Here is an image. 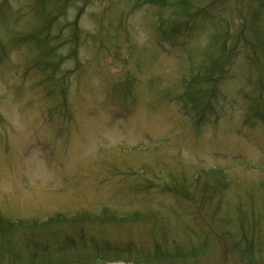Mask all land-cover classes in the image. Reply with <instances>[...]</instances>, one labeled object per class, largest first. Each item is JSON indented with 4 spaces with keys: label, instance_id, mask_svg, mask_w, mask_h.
Here are the masks:
<instances>
[{
    "label": "rangeland",
    "instance_id": "1",
    "mask_svg": "<svg viewBox=\"0 0 264 264\" xmlns=\"http://www.w3.org/2000/svg\"><path fill=\"white\" fill-rule=\"evenodd\" d=\"M1 9L2 219L124 217L90 231L129 262L90 264H264V0ZM42 25L62 35L54 65L35 71ZM16 251L0 248V264H29Z\"/></svg>",
    "mask_w": 264,
    "mask_h": 264
},
{
    "label": "trees",
    "instance_id": "2",
    "mask_svg": "<svg viewBox=\"0 0 264 264\" xmlns=\"http://www.w3.org/2000/svg\"><path fill=\"white\" fill-rule=\"evenodd\" d=\"M51 1L56 6L63 8L62 15L65 14L66 9L72 3V0ZM0 11L2 12V9ZM69 25L70 26L66 27L69 29L67 38L71 37L75 41H78L80 31L76 30V25ZM44 28L45 26L42 25V29ZM50 29L51 26L40 31L37 39L31 38L35 45V47H32L40 52L39 54L36 53L33 64L31 65L35 71H43L54 65L51 61V57L55 53V46H50L49 43L58 40L62 32L59 31L56 36H52ZM46 31H49V33L44 35ZM164 36L166 35L164 34ZM20 44L21 37H15L14 45L17 47ZM54 70V75H56L58 70L56 68H54ZM214 73L215 68L212 66L210 73L205 77L206 82H213L212 87L217 83V79L213 76ZM36 81H38V79ZM200 82V80L194 82L193 91L202 98L201 94L203 91L199 87ZM37 86H40L41 89L43 88L46 91V85L44 83L38 81ZM186 89L187 91L184 97L188 98L190 101L199 99V97L189 94L191 89L190 82L186 85ZM56 96L57 95H51L48 99H53ZM59 105L64 107V103H61V100ZM72 215L73 214L70 216L66 214H53L41 220V222L27 219L14 222L4 220L0 217V248L4 247L8 249L10 247L11 250L16 249L17 254L20 253V255L22 254L29 258V264H35L36 262L37 264H90L92 260L97 261L99 259L107 262H129L128 259L123 256L125 250L110 247L108 244H112V242L104 238H96L92 234V231H90L93 227H100V225L103 224L122 223L126 221L124 217L117 218L115 213L108 210L103 211L100 215L90 214L84 211ZM90 249L94 250V254L96 255L95 258H92V254L88 253ZM1 256L2 253L0 252V257ZM3 257H5V255L2 256V258ZM69 257L71 261H69ZM14 260H19V255L14 254Z\"/></svg>",
    "mask_w": 264,
    "mask_h": 264
}]
</instances>
